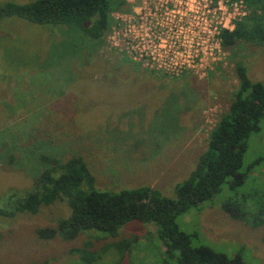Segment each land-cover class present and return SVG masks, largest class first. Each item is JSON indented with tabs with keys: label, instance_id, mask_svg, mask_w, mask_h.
Returning a JSON list of instances; mask_svg holds the SVG:
<instances>
[{
	"label": "rangeland",
	"instance_id": "obj_1",
	"mask_svg": "<svg viewBox=\"0 0 264 264\" xmlns=\"http://www.w3.org/2000/svg\"><path fill=\"white\" fill-rule=\"evenodd\" d=\"M93 45L73 26L0 19V205L11 206L35 189L47 166L42 155L81 156L99 189L149 185L174 197L238 85L233 59L223 49L200 78L143 69L108 48L106 37ZM237 51L249 77L264 82V44H239ZM263 151L264 121L248 140L244 162ZM262 181L264 162L243 185L224 186L213 203L179 215L177 223L196 234L194 244L229 256L240 252L249 263L264 264V222L253 226L232 219L217 198L235 195L255 217L263 206L255 204ZM68 214L67 202L58 200L35 214L0 216V264H175L159 247L154 226L137 220L117 236L92 232L67 241L38 236V228L54 226ZM77 247L95 259L85 263L71 251Z\"/></svg>",
	"mask_w": 264,
	"mask_h": 264
},
{
	"label": "trees",
	"instance_id": "obj_2",
	"mask_svg": "<svg viewBox=\"0 0 264 264\" xmlns=\"http://www.w3.org/2000/svg\"><path fill=\"white\" fill-rule=\"evenodd\" d=\"M243 1L248 7L247 14L235 21L232 30H222L220 34L222 49L233 59L237 88L227 110L209 131L206 147L194 168L176 184L174 197L149 185L99 189L95 185V176L81 156L61 160L42 155L47 166L40 171L35 189L14 199L11 206L0 205V216L35 214L41 206L63 200L67 202L69 214L59 218L54 226L38 228L40 238L58 236L67 241L92 232L117 236L122 227L137 220L154 226L159 247L175 264H251L240 252L229 256L210 246L194 244L196 234L180 228L176 220L201 204L213 203L224 186L230 190L240 187L249 172L264 162V151L244 162L248 140L252 134L261 131L264 121V82L249 77L248 64L237 51L239 44H264V0ZM115 10L128 12L130 3L128 0L5 2L0 4V19L18 16L40 25L73 26L95 46L104 41L113 24L111 14ZM257 187L261 188V201L255 204L263 206L255 217L234 199L237 198L235 195L226 198L219 195V207L234 220L260 225L264 222V181ZM71 251L79 253L85 263L95 259L93 252L84 247Z\"/></svg>",
	"mask_w": 264,
	"mask_h": 264
},
{
	"label": "built area",
	"instance_id": "obj_3",
	"mask_svg": "<svg viewBox=\"0 0 264 264\" xmlns=\"http://www.w3.org/2000/svg\"><path fill=\"white\" fill-rule=\"evenodd\" d=\"M112 13L108 48L143 69L202 78L222 54L221 32L248 12L243 0H128Z\"/></svg>",
	"mask_w": 264,
	"mask_h": 264
}]
</instances>
